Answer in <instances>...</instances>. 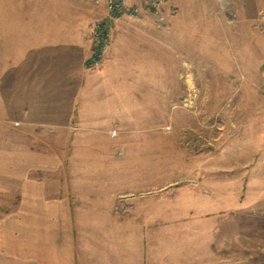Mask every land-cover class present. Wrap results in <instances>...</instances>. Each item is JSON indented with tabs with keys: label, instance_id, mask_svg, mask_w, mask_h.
Segmentation results:
<instances>
[{
	"label": "rangeland",
	"instance_id": "1",
	"mask_svg": "<svg viewBox=\"0 0 264 264\" xmlns=\"http://www.w3.org/2000/svg\"><path fill=\"white\" fill-rule=\"evenodd\" d=\"M61 1L92 27L106 16L104 0ZM162 12L161 23L145 14L112 24L100 66L118 43L121 77L104 82L123 94L125 130L77 150L118 157L92 170L125 174L110 195L112 218L127 233L133 220L141 240L154 234L157 258L163 245L172 264H264V0H168ZM12 117L0 119V264H31L46 227L43 210L22 204L21 157L35 165L28 181L46 177L57 192L58 174L38 168L57 147L53 132Z\"/></svg>",
	"mask_w": 264,
	"mask_h": 264
},
{
	"label": "crops",
	"instance_id": "2",
	"mask_svg": "<svg viewBox=\"0 0 264 264\" xmlns=\"http://www.w3.org/2000/svg\"><path fill=\"white\" fill-rule=\"evenodd\" d=\"M92 21L87 14H79L75 4L70 10L61 0H0V103L4 105L0 119L19 116L24 127L53 132L58 148L38 166L58 174L57 192L46 177L28 181L35 165L30 169L28 153L21 157V173L27 180L22 204L30 211L43 210L46 227L37 240L42 249L31 264H172L163 245L157 258L154 234L141 240L129 230L137 227L133 220L127 224V233L112 218L110 195L116 194V180L125 174L104 170L102 165L92 170V165L116 163L118 157L77 150L87 140H96L97 147L114 141L109 132L124 129L117 118L124 113V103L118 102L123 94L104 82L121 77L122 71L115 70L121 60V52H116L119 45L113 44L102 66L91 68ZM77 163L86 165L78 168L84 171H77ZM104 194L108 200L96 202ZM93 195L98 198L88 197Z\"/></svg>",
	"mask_w": 264,
	"mask_h": 264
},
{
	"label": "built area",
	"instance_id": "3",
	"mask_svg": "<svg viewBox=\"0 0 264 264\" xmlns=\"http://www.w3.org/2000/svg\"><path fill=\"white\" fill-rule=\"evenodd\" d=\"M106 16L94 23L91 40L94 45L90 67L97 68L111 45L112 24L121 15L139 18L145 14L152 15L161 23L165 17L162 9L168 0H104Z\"/></svg>",
	"mask_w": 264,
	"mask_h": 264
},
{
	"label": "trees",
	"instance_id": "4",
	"mask_svg": "<svg viewBox=\"0 0 264 264\" xmlns=\"http://www.w3.org/2000/svg\"><path fill=\"white\" fill-rule=\"evenodd\" d=\"M88 65H90V60H88Z\"/></svg>",
	"mask_w": 264,
	"mask_h": 264
}]
</instances>
